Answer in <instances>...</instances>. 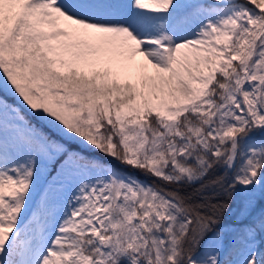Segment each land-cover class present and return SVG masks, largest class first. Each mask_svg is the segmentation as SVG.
<instances>
[{
  "label": "snow or ice",
  "instance_id": "snow-or-ice-1",
  "mask_svg": "<svg viewBox=\"0 0 264 264\" xmlns=\"http://www.w3.org/2000/svg\"><path fill=\"white\" fill-rule=\"evenodd\" d=\"M0 264H264V0H0Z\"/></svg>",
  "mask_w": 264,
  "mask_h": 264
},
{
  "label": "trees",
  "instance_id": "trees-1",
  "mask_svg": "<svg viewBox=\"0 0 264 264\" xmlns=\"http://www.w3.org/2000/svg\"><path fill=\"white\" fill-rule=\"evenodd\" d=\"M143 178V177H142Z\"/></svg>",
  "mask_w": 264,
  "mask_h": 264
}]
</instances>
